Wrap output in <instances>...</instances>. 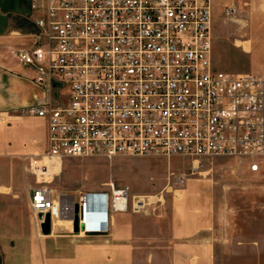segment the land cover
Wrapping results in <instances>:
<instances>
[{
    "label": "built area",
    "instance_id": "1",
    "mask_svg": "<svg viewBox=\"0 0 264 264\" xmlns=\"http://www.w3.org/2000/svg\"><path fill=\"white\" fill-rule=\"evenodd\" d=\"M32 8L37 32L15 55L43 91L27 110L47 122L45 150L29 157L39 226L49 215L51 225L77 219L78 234H98L112 213L150 204L112 184L56 194L51 167L69 157L245 158L260 170L264 75L214 67L211 0H32Z\"/></svg>",
    "mask_w": 264,
    "mask_h": 264
},
{
    "label": "crops",
    "instance_id": "2",
    "mask_svg": "<svg viewBox=\"0 0 264 264\" xmlns=\"http://www.w3.org/2000/svg\"><path fill=\"white\" fill-rule=\"evenodd\" d=\"M250 13L248 24H264ZM39 15L32 0H0L1 264H216L212 202L191 185L169 214L112 213L103 233L78 234L71 222L55 221L44 234L36 223L27 161L45 150L47 122L27 113L43 91L15 51L29 45Z\"/></svg>",
    "mask_w": 264,
    "mask_h": 264
},
{
    "label": "rangeland",
    "instance_id": "3",
    "mask_svg": "<svg viewBox=\"0 0 264 264\" xmlns=\"http://www.w3.org/2000/svg\"><path fill=\"white\" fill-rule=\"evenodd\" d=\"M211 1L214 67L230 73L264 74V24H248L251 11L264 21V0ZM231 7L239 12L229 15ZM28 24L26 30L32 29L31 21ZM239 40L250 41L251 51H245L246 44ZM257 160L260 170L252 172L245 158L69 157L59 165L51 187L56 194L78 198L85 192L109 190L111 184L127 186L131 202L158 197L142 214H169L185 188L175 185L173 177L186 176L185 185L212 202L216 264H264V158ZM28 177L29 185L35 186L30 168Z\"/></svg>",
    "mask_w": 264,
    "mask_h": 264
},
{
    "label": "bare ground",
    "instance_id": "4",
    "mask_svg": "<svg viewBox=\"0 0 264 264\" xmlns=\"http://www.w3.org/2000/svg\"><path fill=\"white\" fill-rule=\"evenodd\" d=\"M238 42H240L241 44L243 43V44H246L245 46H244V48H245V51H247V52H250L251 51V46H250V41H238ZM241 46V45H240ZM59 167H61V166H58V165H52V167L51 168H53V170L55 171V172H59L60 171V169H59ZM181 194H182V190L181 191H179ZM184 194V193H183ZM158 199V197L157 196H151L150 197V201H156Z\"/></svg>",
    "mask_w": 264,
    "mask_h": 264
},
{
    "label": "water",
    "instance_id": "5",
    "mask_svg": "<svg viewBox=\"0 0 264 264\" xmlns=\"http://www.w3.org/2000/svg\"><path fill=\"white\" fill-rule=\"evenodd\" d=\"M42 230L44 234H49L51 231V222H50V216L47 215L44 223L42 224ZM74 230L77 232L78 225H77V219L74 221Z\"/></svg>",
    "mask_w": 264,
    "mask_h": 264
}]
</instances>
